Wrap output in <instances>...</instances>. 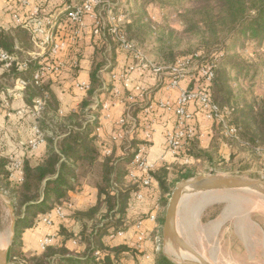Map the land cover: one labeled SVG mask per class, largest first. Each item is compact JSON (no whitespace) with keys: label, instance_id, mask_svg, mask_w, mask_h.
Returning <instances> with one entry per match:
<instances>
[{"label":"crops","instance_id":"1","mask_svg":"<svg viewBox=\"0 0 264 264\" xmlns=\"http://www.w3.org/2000/svg\"><path fill=\"white\" fill-rule=\"evenodd\" d=\"M19 1L0 0V28L6 32L22 30L21 35H17L15 41L16 51L21 52V55L15 54L18 58L36 60L38 64L46 60L49 53L42 50L39 43L47 34H51L57 39L60 37L66 43L65 51L60 54L59 60H57L63 63L62 70L59 73H51L45 81L59 101L60 114L71 113L81 104L89 90L93 71H96L97 77L102 81L101 87L97 90L99 93L96 95L93 109L101 106L99 115L101 130L95 131V134L97 136L96 144L102 147L103 155H105V150L109 149L111 153L115 150L117 156L122 157L126 151L133 153L140 146L148 145L146 158L150 164L154 165V171L163 166L182 167L201 163L200 159L193 157L182 159L172 155L166 148L165 136L168 130L175 127L177 117L173 105L180 95L181 89L194 87L198 82V72L186 73L179 87L171 88L169 86L170 73L167 71L156 72L152 67H167L178 59L174 63L154 60L141 50V48L144 49L141 44L131 42L134 48L128 51L123 45H113L105 36V32L109 31L117 39V35L123 34L131 25L133 20L130 23L127 22L126 12L135 8L136 4L132 7V0H107V8L96 10V14L104 22V30L98 35L94 33L95 20L91 17H86L85 28L78 35H76L75 29L71 32H64L60 29L61 22L66 20L65 0L64 3L61 0H53L50 3L43 0H31L28 6L21 5ZM72 1L81 2V0ZM16 4L21 6L19 12H16ZM36 7L40 9L38 17L35 16ZM110 10L111 13H109ZM153 12L147 15L151 23V17H154ZM15 15L19 17L20 22L16 21ZM39 21H42L45 27L43 32L36 36L34 31ZM123 25L126 26L123 27ZM113 27L117 28L116 34L111 30ZM249 50H253V53L257 54L264 49L254 50L252 46H249ZM253 53L252 56H254ZM74 67L76 70L73 69ZM17 74V72L12 73L5 69L0 71V108L4 113L0 120V151L3 155L11 158L21 160L25 157L31 158L32 163H35L46 153L47 144L46 142L42 143L34 152L26 147L27 142L35 135L34 126L38 125L40 128L39 120L41 118L33 117L29 111L28 101L34 103L40 97H31L29 88H33V86L22 89L18 84L21 79L29 80L32 74L27 73L20 76ZM79 83H86L88 88L80 89ZM2 91L6 97L1 95ZM258 97L263 98L264 96ZM168 103L171 106H167ZM20 110H25V113L18 115ZM189 112L193 116L189 124L194 126L198 132L197 138L200 147L209 151L215 139L218 125L207 120L195 104L189 107ZM94 113L92 112L90 116L93 117ZM125 118L127 121L123 125L121 121ZM118 135H122V137L118 138ZM232 152L233 150L227 143L221 142L219 155L228 161ZM137 174L142 176L139 172ZM102 180V159L95 164L79 162L77 186L70 193L73 208L76 210L91 208L96 203L97 186ZM132 181V179H128L129 184H133L134 181ZM141 189H143L144 199L138 200L136 196ZM141 189L131 194L133 199L127 206L125 215L126 230L103 238L107 247L126 248L124 250L126 252L120 255L121 264H154L155 254L161 248L165 249L169 244V241L163 237L158 244L155 236V233L158 234L160 229L158 217L163 213L158 182L153 177L151 186L141 187ZM208 194H213L211 196L214 200L220 199L217 200L219 202L214 203L226 204L227 195H219L220 191ZM73 208L66 212L67 216L70 215V210ZM209 209L211 206L203 209L202 216L205 217ZM106 211L105 208L102 209L92 220L67 217L64 221L57 219L54 225L44 223L43 215L39 216L32 228L22 231V251L24 253H41L44 250L41 243L47 236L53 237L50 245L58 243L61 240L58 231L62 224L72 235L68 246L75 249L79 255L74 257L87 259V255H83L87 251V246L82 243V233L87 229L91 235L94 226L98 225V221L106 214ZM179 214L180 206L177 213V229L181 235ZM152 215H157V220L153 221ZM201 222L207 228L206 233L216 235L214 239L217 240L219 249L206 253L197 250L188 243L210 264H264V223L258 215L247 211V209H236L233 205L227 204L214 218L203 221L202 217ZM141 235L143 236L142 241L139 240ZM181 237L183 236L181 235ZM209 238L211 237L207 236V239ZM100 255L101 253L98 251L97 256Z\"/></svg>","mask_w":264,"mask_h":264},{"label":"trees","instance_id":"2","mask_svg":"<svg viewBox=\"0 0 264 264\" xmlns=\"http://www.w3.org/2000/svg\"><path fill=\"white\" fill-rule=\"evenodd\" d=\"M43 1L50 3L53 0ZM61 1L64 3V0ZM153 1L141 0L139 5L136 2L135 9L137 11L132 14L131 25L123 34L117 35V39L109 31L105 32V36L113 45H122V38L129 43L143 45L146 42L152 29L151 22L146 18V10ZM190 2L192 4L191 12L200 16V22H203L208 31L214 35L226 32L234 40L235 47L240 48L239 51L249 46H252L254 50L264 49V0H190ZM20 7L16 4V12L20 11ZM61 23L60 29L64 32H71L76 27L68 19ZM190 29L193 31L194 27L191 26ZM21 31L18 29L15 32H6L0 28L1 48L10 54L21 55V52L18 51V53L15 49L16 37L21 35ZM58 39L61 38L58 37ZM224 41L210 43L206 39L202 40L199 50L192 57L200 66H215L214 77L210 83L205 85V89L215 105L221 110L226 109L230 112V119H232L230 124L239 130V139L226 137L222 127L217 124V133L209 151L202 149L198 138H194L176 156L182 159L186 157L200 159L201 163L208 162L213 167L220 163L233 162L234 159L233 153L228 161L218 154L221 142L227 143L232 150L236 145L247 147L253 151L264 147V97H253L249 101V92H245L241 88L236 91L233 85V82L237 85L238 80L245 81L250 77L254 66L239 56L231 57L226 50L228 46L226 48L223 46ZM218 47L220 48L212 52ZM177 59V56L172 55L167 62L174 63ZM19 60L26 61L22 57ZM37 68V61L31 59L27 71H20V65H14L9 71L17 72L20 76L27 73L33 74ZM2 69L4 70L0 64V71ZM73 69L76 70V67ZM198 79L202 82L201 77ZM101 85L102 81L97 77L96 71H93L86 97L77 109L68 114H60L59 101L51 92L48 84L44 83L42 87L29 88L32 98H44L45 94L48 95V98H45V107L39 120L40 129L45 135L47 151L35 163H32L31 158L22 159L23 175L21 180L14 178V161L10 156H5L0 151V194L9 198L16 213L15 237L9 250V263L121 264L120 255L126 252L124 251L126 248L107 247L103 238L126 230L125 215L127 206L133 199L131 194L143 186L141 177L133 184L128 183L130 171L133 169V156L137 150L133 153L126 151L122 157L117 156L113 150L109 156H105L102 154V147L96 144L95 130L100 122L101 106L96 109H93V106L96 95L99 93L97 90ZM28 103L31 112L35 101L32 103L29 100ZM92 112H95L93 117L90 116ZM101 159L103 180L97 186L96 203L86 210L74 209L70 193L77 186L79 162L95 164ZM197 175L196 167L191 165L163 166L153 172V177L159 184L160 204L163 208L162 216L158 217L159 233H155V236L160 237V240L163 237L162 227L166 207L175 184ZM139 192L143 194V189ZM68 205H72V207H68ZM57 207L64 208L65 217L59 219L53 216L52 225L57 219L64 221L67 217L92 220L102 209L107 210L106 214L98 221V225L94 226L91 235L87 229L82 233V243L87 246V251L83 255H87V259L74 257L77 255L76 250L68 246L72 235L62 224L58 231L61 237L58 243L48 245L41 253H24L22 251V231L32 228L39 216L43 215L44 217ZM71 208L73 209L67 216L66 212ZM220 209L217 207L209 209L203 221L214 218ZM98 251L101 253L100 256H97ZM154 264L174 263L165 255L157 252Z\"/></svg>","mask_w":264,"mask_h":264},{"label":"rangeland","instance_id":"3","mask_svg":"<svg viewBox=\"0 0 264 264\" xmlns=\"http://www.w3.org/2000/svg\"><path fill=\"white\" fill-rule=\"evenodd\" d=\"M133 6L141 0H132ZM135 2V3H134ZM105 8V7H104ZM107 8V7H106ZM133 9V10H132ZM127 13V22L130 23L133 18L132 14L137 9L132 8ZM192 4L190 0H154L147 7V15L153 12L152 29L147 36L146 43L141 48L147 55L154 60L168 61L172 55L178 59L192 57L200 47L201 41L207 40L210 43L215 41H224L223 46L231 57H241L243 60L252 63L254 68L251 76L245 81L238 80L237 85L233 82L236 91L243 89L249 92L248 99L253 97L264 96V50L257 54L249 47L239 51L240 48L235 47L234 40L229 37V34L217 33L214 35L208 31L207 27L200 22V16L191 12ZM111 13V10L109 11ZM149 17V16H148ZM147 18V20H149ZM128 23H126L128 25ZM126 25H123L125 27ZM191 26L194 30L191 31ZM222 46V48H223ZM220 47L213 51H216ZM264 48V44H263ZM140 50V49H139ZM252 53L254 56H252ZM210 54V53H209ZM168 58V59H167ZM234 76V74L232 73ZM253 75V76H252ZM240 86V87H239ZM232 119H230L231 122ZM233 162L220 163L212 166L208 162L195 163L198 175H217L223 177H239L250 180H264V147L253 151L247 147L236 145L233 149ZM230 160V159H229ZM197 175V176H198ZM176 184L174 186V189ZM173 189V191H174ZM172 191V193H173ZM219 195H227L225 203L219 202L212 198L213 194H191L187 192L180 204V226L181 235L193 245L197 250L208 253L210 250L217 251L219 249L217 240L214 239V233H206L207 228L201 222L203 209L208 206L211 208H222L227 204L233 205L236 209H247L258 215L259 219L264 223V196L250 190L236 191H220ZM224 192V193H222ZM172 195V194H171ZM171 195L169 199L171 198ZM234 199L233 201H230ZM12 206L8 197L0 194V237L4 240V250H7L12 245V214L9 209ZM13 207V206H12ZM188 211V212H187ZM187 214V216H186ZM16 218V213L14 214ZM207 236L211 238L207 239ZM165 255L172 263L180 264L183 259H190L192 256L187 252L180 251L175 248L170 242L166 248H161L158 253ZM185 255V257H184Z\"/></svg>","mask_w":264,"mask_h":264},{"label":"built area","instance_id":"4","mask_svg":"<svg viewBox=\"0 0 264 264\" xmlns=\"http://www.w3.org/2000/svg\"><path fill=\"white\" fill-rule=\"evenodd\" d=\"M31 0H20V4L23 6H28ZM107 7V0H81L80 3H75L72 0H65V18L72 21L75 24L76 35L85 28V19L86 17H91L95 20L94 33L95 35L100 34L104 30V22L101 17H98L96 10L99 8ZM40 12L39 7H36L35 16L38 17ZM17 22H20V19L15 15ZM55 23V22H54ZM53 26V24H52ZM45 25L43 22L39 21L37 23V28L34 31L35 35H39L43 32ZM113 33H117V28L113 27ZM123 47L130 51L134 46L122 38ZM39 46L42 50L48 51L49 55L47 59L38 64V68L32 74V77L29 80L21 79L19 80V86L24 89L29 86L42 87L46 79L50 76L51 73H59L63 63L59 60L60 54L63 53L66 49V43L60 39L53 37L51 34H47L45 38L39 43ZM141 57L140 54H138ZM31 59L26 61H21L15 54H10L4 51L0 46V64H2L5 70H10L14 65H20V71H27L29 68V63ZM213 65L200 66L194 57L178 59L174 64L167 67H156L152 68L156 72L167 71L170 73V82L169 86L171 88H177L180 85V82L186 73L198 72V76L202 78V82L199 81L192 88L181 89L180 95L178 96L173 107L175 108V115L177 117L175 127L166 132V148L174 156H177L187 145V143L198 137V132L194 126L189 124L193 119L192 114L189 112V107L192 104H195L200 109L204 117L213 121L214 123L220 125L224 132V135L229 138L238 137L239 130L230 124V112L228 110H221L217 105L213 103L211 97L205 89V85L210 83L214 77ZM78 87L82 90L88 88L86 83H79ZM1 95L6 97L5 93L2 91ZM45 98H48V95L45 94L44 98H38L34 103V108L31 111L35 119L40 118L45 107ZM171 106V104H167ZM25 113V110H20L17 114L22 115ZM3 111L0 108V120L3 118ZM9 115H11L9 113ZM127 119H123L121 124H125ZM101 126L98 125L95 131L99 132ZM34 137L30 139L26 147L31 151H35L38 147L45 142V137L38 125L34 126ZM122 135H118V138H121ZM148 145H142L139 147L137 152L133 157L132 170L130 171L129 177L133 181H138L141 177L142 186L150 187L153 182V171L155 169L154 165L150 164L146 158L148 151ZM105 155H110L111 150H105ZM14 161L15 177L22 179L23 175V161L17 158H11ZM141 173L142 176H139L137 173ZM136 198L138 200L144 199L142 193H138ZM72 207V205H68ZM53 216L63 219L65 217V211L63 207H57L52 212L48 213L42 218V221L48 225H52ZM151 219L157 220V215H152ZM122 234V233H119ZM139 240H143V236L139 237ZM157 242L160 241V237L156 236ZM53 241L52 236H47L41 243V247L45 249ZM159 250V247H158Z\"/></svg>","mask_w":264,"mask_h":264},{"label":"water","instance_id":"5","mask_svg":"<svg viewBox=\"0 0 264 264\" xmlns=\"http://www.w3.org/2000/svg\"><path fill=\"white\" fill-rule=\"evenodd\" d=\"M250 190L264 196V180H250L239 177H223L217 175H198L194 178L182 180L176 187L169 199L163 224V238L169 241L180 251L187 252L192 256L183 260L180 264H210L201 256L178 232L177 213L179 206L187 192L191 194L210 193L218 191ZM12 214V241L15 237L16 218L15 210L9 205ZM8 250L0 249V264H9Z\"/></svg>","mask_w":264,"mask_h":264},{"label":"bare ground","instance_id":"6","mask_svg":"<svg viewBox=\"0 0 264 264\" xmlns=\"http://www.w3.org/2000/svg\"><path fill=\"white\" fill-rule=\"evenodd\" d=\"M5 242L4 240L0 237V249L4 250ZM185 257V255H184ZM184 260V259H183Z\"/></svg>","mask_w":264,"mask_h":264}]
</instances>
